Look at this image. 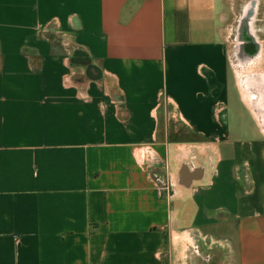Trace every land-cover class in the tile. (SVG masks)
Here are the masks:
<instances>
[{"label":"crops","instance_id":"1","mask_svg":"<svg viewBox=\"0 0 264 264\" xmlns=\"http://www.w3.org/2000/svg\"><path fill=\"white\" fill-rule=\"evenodd\" d=\"M254 1L0 0V264H264Z\"/></svg>","mask_w":264,"mask_h":264},{"label":"rangeland","instance_id":"2","mask_svg":"<svg viewBox=\"0 0 264 264\" xmlns=\"http://www.w3.org/2000/svg\"><path fill=\"white\" fill-rule=\"evenodd\" d=\"M238 6L239 5H235V11H234L235 16H237V17H234L236 19L232 20L233 17H231L230 20L228 21L229 25L230 23L234 24L233 32H232V40L228 44V47H229L228 50L230 51V54H233V50L235 49L236 41L234 39L238 32L239 22L243 14L242 10ZM251 18H252L251 27H252L254 35L258 37L257 39L259 41L258 48H259V51L262 52V56L256 57L257 54H255L254 57L245 59L243 64L246 68L253 70L254 73H250L249 75L258 76L260 73L262 72L264 73V5H260L258 8V11L256 9V13L254 17H251ZM237 19H239L238 23H237ZM247 28L248 27L243 28V31L245 29L247 30V33L250 34Z\"/></svg>","mask_w":264,"mask_h":264},{"label":"flooded vegetation","instance_id":"3","mask_svg":"<svg viewBox=\"0 0 264 264\" xmlns=\"http://www.w3.org/2000/svg\"><path fill=\"white\" fill-rule=\"evenodd\" d=\"M253 2L255 3L254 0H253ZM255 13H256V5H253L251 2L248 3L245 6V8H244V12H243L242 17L240 19V27H239L238 32H237L238 33V35H237V42H236L235 49H234V52H235L234 53V55H235L234 57H235V60H237V61L238 60H241V55H242V57H244V52L242 51V45L244 46L245 43L243 44V42H242L243 41V38L240 39L241 36H239V33L241 34V31H243V28L248 27L247 24L250 25V28L249 27L247 28L249 30L250 35H253V37H254L253 39L256 40V43L257 44H259V41L257 40L258 37L256 35H254L253 30H252V27H251V23H252L251 22V19H252L251 17H254ZM244 16L247 17L246 26H244L243 24H241V22H242L241 20H242V18ZM241 27H242V29H241ZM243 32H246L247 33V30L244 29ZM257 50H259L258 47H257ZM259 53H260V51H258V54ZM258 78H261L260 82L264 83V75H258ZM262 94H263L262 99H261V95L260 94L253 95V97H251V98H253L254 101L259 102L260 100H264V93L262 92Z\"/></svg>","mask_w":264,"mask_h":264},{"label":"water","instance_id":"4","mask_svg":"<svg viewBox=\"0 0 264 264\" xmlns=\"http://www.w3.org/2000/svg\"><path fill=\"white\" fill-rule=\"evenodd\" d=\"M248 36H250L247 40L248 42H246L244 46L242 45V48L247 49V51L249 50V52H251L252 55L255 56V54H258L259 51L257 50L259 44L256 43V40L253 39L254 37L252 35L248 34Z\"/></svg>","mask_w":264,"mask_h":264},{"label":"bare ground","instance_id":"5","mask_svg":"<svg viewBox=\"0 0 264 264\" xmlns=\"http://www.w3.org/2000/svg\"><path fill=\"white\" fill-rule=\"evenodd\" d=\"M246 20H247V17L244 16V17L242 18V20H241V21H242L241 24H243L244 26H246ZM247 26L250 28V25L247 24ZM259 54H260V53H259ZM259 54H257L256 57L259 56Z\"/></svg>","mask_w":264,"mask_h":264}]
</instances>
